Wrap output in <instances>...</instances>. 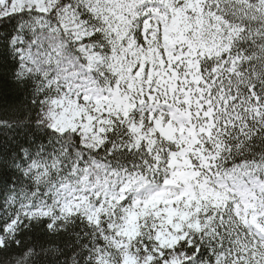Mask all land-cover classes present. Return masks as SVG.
Masks as SVG:
<instances>
[{"label":"snow or ice","instance_id":"1","mask_svg":"<svg viewBox=\"0 0 264 264\" xmlns=\"http://www.w3.org/2000/svg\"><path fill=\"white\" fill-rule=\"evenodd\" d=\"M0 264H264V0H0Z\"/></svg>","mask_w":264,"mask_h":264}]
</instances>
